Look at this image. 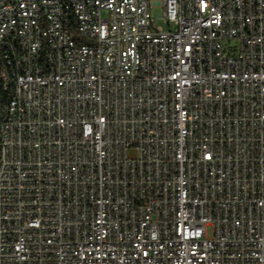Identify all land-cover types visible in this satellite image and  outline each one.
Here are the masks:
<instances>
[{
  "label": "built area",
  "instance_id": "2783aa9c",
  "mask_svg": "<svg viewBox=\"0 0 264 264\" xmlns=\"http://www.w3.org/2000/svg\"><path fill=\"white\" fill-rule=\"evenodd\" d=\"M10 51L0 264H264V0H18Z\"/></svg>",
  "mask_w": 264,
  "mask_h": 264
},
{
  "label": "bare ground",
  "instance_id": "6f19581e",
  "mask_svg": "<svg viewBox=\"0 0 264 264\" xmlns=\"http://www.w3.org/2000/svg\"><path fill=\"white\" fill-rule=\"evenodd\" d=\"M18 0H0V10L5 8L6 5L15 4ZM4 59L12 66V76H13V91L17 87V74H14V66L11 64V61H18V51H10V53H3L1 54ZM12 116V101L10 98L7 114L5 117L4 122L1 124L0 127V174L2 173V160H4V144H6V123L9 122Z\"/></svg>",
  "mask_w": 264,
  "mask_h": 264
},
{
  "label": "trees",
  "instance_id": "16d2710c",
  "mask_svg": "<svg viewBox=\"0 0 264 264\" xmlns=\"http://www.w3.org/2000/svg\"><path fill=\"white\" fill-rule=\"evenodd\" d=\"M0 127L4 122L8 104L11 98V93L13 91V76H12V66L4 59L1 55L0 57Z\"/></svg>",
  "mask_w": 264,
  "mask_h": 264
},
{
  "label": "rangeland",
  "instance_id": "374dc122",
  "mask_svg": "<svg viewBox=\"0 0 264 264\" xmlns=\"http://www.w3.org/2000/svg\"><path fill=\"white\" fill-rule=\"evenodd\" d=\"M162 12V8L161 7H155L153 10V15L154 17H158V15ZM158 23L161 24L162 21L161 19H158Z\"/></svg>",
  "mask_w": 264,
  "mask_h": 264
}]
</instances>
